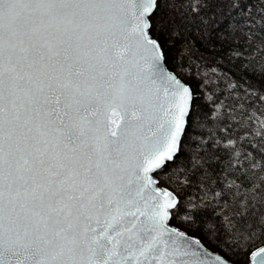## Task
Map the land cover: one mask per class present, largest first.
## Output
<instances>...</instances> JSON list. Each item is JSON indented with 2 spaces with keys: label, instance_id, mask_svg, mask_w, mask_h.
Wrapping results in <instances>:
<instances>
[{
  "label": "snow or ice",
  "instance_id": "6c2138e0",
  "mask_svg": "<svg viewBox=\"0 0 264 264\" xmlns=\"http://www.w3.org/2000/svg\"><path fill=\"white\" fill-rule=\"evenodd\" d=\"M0 264H264V0H0Z\"/></svg>",
  "mask_w": 264,
  "mask_h": 264
}]
</instances>
